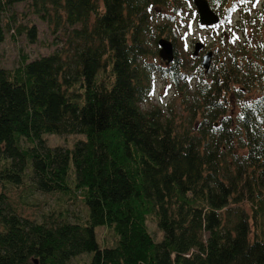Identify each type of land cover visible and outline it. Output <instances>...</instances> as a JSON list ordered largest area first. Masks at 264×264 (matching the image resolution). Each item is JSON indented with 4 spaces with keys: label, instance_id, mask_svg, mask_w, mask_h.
Listing matches in <instances>:
<instances>
[{
    "label": "trees",
    "instance_id": "obj_1",
    "mask_svg": "<svg viewBox=\"0 0 264 264\" xmlns=\"http://www.w3.org/2000/svg\"><path fill=\"white\" fill-rule=\"evenodd\" d=\"M189 1L0 0V43L21 2L72 27L64 50L14 69L0 61V188L29 177L43 193H83L88 211L34 221L0 190V264L82 254L89 264H264V41L235 48L224 33L209 72L193 52L164 66L159 39H174ZM161 6L172 8L167 22L152 14ZM27 32L37 40L36 27ZM157 74L182 89L180 111L144 108ZM49 134L85 138L52 147ZM99 227L114 230V246H100Z\"/></svg>",
    "mask_w": 264,
    "mask_h": 264
},
{
    "label": "rangeland",
    "instance_id": "obj_2",
    "mask_svg": "<svg viewBox=\"0 0 264 264\" xmlns=\"http://www.w3.org/2000/svg\"><path fill=\"white\" fill-rule=\"evenodd\" d=\"M229 7L231 1L228 0ZM260 2L258 3V5ZM242 8L246 9V4H241ZM30 6L26 2L17 3L5 16L4 26L6 29L5 40L0 43V61L3 67L7 69H14L24 62V59L32 60L41 56L50 55L57 50L66 49L67 34L64 31L72 29L57 28L54 23L51 25L48 21H43L37 15L30 11ZM249 8V7H248ZM251 10L254 13L257 11L256 6L252 5ZM251 11L247 10L246 23L240 22L246 28L243 31L236 32L230 24L236 22L228 17L226 26H216L213 30H206L199 26L198 18L189 14L187 9L181 10L179 17L174 24V39H169L172 42L174 51H178L180 56H191L194 50L196 41H203L208 47L218 48L219 46L230 44L237 47L238 44L244 42L246 38L252 45L260 41H264V29L258 26V21H250ZM172 14V8L161 6L156 9L154 14L155 18L160 21H168V14ZM236 17V16H235ZM153 18V21L156 19ZM227 18V17H226ZM233 18V16H232ZM252 19V18H251ZM37 28V40L31 41L28 36L29 28ZM225 29V31H224ZM224 31L228 33L226 40L219 44L220 33ZM222 33V36L223 34ZM162 38L166 36H161ZM168 39V38H167ZM263 40V41H261ZM219 46H216L218 45ZM207 48L199 52L201 57L205 55ZM202 60V59H201ZM159 61L162 62L159 56ZM163 64V62H162ZM165 65V64H163ZM154 92L150 95V99L144 103V108L149 109L155 106L166 108L172 106L174 110L180 111L182 107L181 93L182 89L170 78L157 74L154 77ZM232 106L236 107L235 101ZM47 143L54 146L73 147L74 144L85 138L83 135H46ZM27 145V143L25 142ZM71 179L75 178V171L72 167L70 172ZM70 186L75 190V183L70 181ZM7 196V202L12 206L13 210L22 217H27L34 221H43L44 218L59 217L71 221H84L87 218V207L83 202V193L73 191L68 194L64 193H43L35 189L29 177L22 185H7L5 188L1 187ZM58 218V219H59ZM147 225L149 231L154 235L157 240L163 237L156 220L152 217L148 218ZM1 229V226H0ZM97 238L101 247H112L117 243L116 233L112 228L99 227L96 229ZM91 254H82L74 258L70 264H89L91 261Z\"/></svg>",
    "mask_w": 264,
    "mask_h": 264
},
{
    "label": "water",
    "instance_id": "obj_3",
    "mask_svg": "<svg viewBox=\"0 0 264 264\" xmlns=\"http://www.w3.org/2000/svg\"><path fill=\"white\" fill-rule=\"evenodd\" d=\"M194 3L198 9V12L200 14V21L199 23L201 25H212L215 23H218L220 18L219 16L214 13V11H212V9L210 8L209 2L208 0H194ZM159 44L161 46V49L159 51V55L160 57L167 61L168 63L174 60V48L172 45V42L168 39H160ZM202 44L198 43L196 45V51L195 54L198 53V51L200 50V48H202ZM212 52L207 53L204 56L203 62H202V66L208 70L211 66V61H212Z\"/></svg>",
    "mask_w": 264,
    "mask_h": 264
},
{
    "label": "flooded vegetation",
    "instance_id": "obj_4",
    "mask_svg": "<svg viewBox=\"0 0 264 264\" xmlns=\"http://www.w3.org/2000/svg\"><path fill=\"white\" fill-rule=\"evenodd\" d=\"M262 8V10L264 11V4L262 6H260Z\"/></svg>",
    "mask_w": 264,
    "mask_h": 264
},
{
    "label": "snow or ice",
    "instance_id": "obj_5",
    "mask_svg": "<svg viewBox=\"0 0 264 264\" xmlns=\"http://www.w3.org/2000/svg\"><path fill=\"white\" fill-rule=\"evenodd\" d=\"M191 6V5H190Z\"/></svg>",
    "mask_w": 264,
    "mask_h": 264
}]
</instances>
